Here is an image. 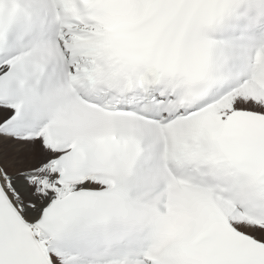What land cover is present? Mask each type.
I'll list each match as a JSON object with an SVG mask.
<instances>
[{
	"label": "snow or ice",
	"instance_id": "6c2138e0",
	"mask_svg": "<svg viewBox=\"0 0 264 264\" xmlns=\"http://www.w3.org/2000/svg\"><path fill=\"white\" fill-rule=\"evenodd\" d=\"M0 264H264V0H0Z\"/></svg>",
	"mask_w": 264,
	"mask_h": 264
}]
</instances>
